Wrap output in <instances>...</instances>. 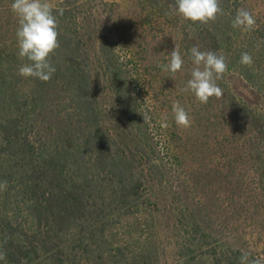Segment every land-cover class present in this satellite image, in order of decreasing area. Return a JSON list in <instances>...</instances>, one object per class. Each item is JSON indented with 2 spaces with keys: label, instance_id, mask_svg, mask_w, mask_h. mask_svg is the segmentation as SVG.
Here are the masks:
<instances>
[{
  "label": "trees",
  "instance_id": "obj_1",
  "mask_svg": "<svg viewBox=\"0 0 264 264\" xmlns=\"http://www.w3.org/2000/svg\"><path fill=\"white\" fill-rule=\"evenodd\" d=\"M12 2L0 0V264H157L115 238L139 219L169 234L176 264H264V243H240L264 235V0H220L208 24L185 21L175 0H50L60 47L47 82L18 74ZM241 8L252 31L232 27ZM175 45L173 76L159 65ZM194 46L228 62L207 104L182 91Z\"/></svg>",
  "mask_w": 264,
  "mask_h": 264
},
{
  "label": "clouds",
  "instance_id": "obj_2",
  "mask_svg": "<svg viewBox=\"0 0 264 264\" xmlns=\"http://www.w3.org/2000/svg\"><path fill=\"white\" fill-rule=\"evenodd\" d=\"M11 10L15 14L18 27L16 38L18 55L25 61L18 68V74L25 78L39 79L47 82L56 72L55 66L51 62V57L60 47L58 40L59 22L54 14L53 5L50 0H13ZM176 14L185 21L193 24H208L217 19L218 15H223L220 0H175L174 9ZM59 15L63 14L62 9L56 10ZM256 26V19L252 12L241 8L236 12L232 20V27L242 31H252ZM190 59L193 68L190 72V79L187 80L183 92H191L202 104H207L209 99H217L223 96V89L217 81L221 80L228 71V62L223 52L202 51L199 47H192ZM168 63L160 64L162 70L171 73L173 76L182 69L184 60L178 47L167 54ZM253 57L248 52L241 54L240 63L251 67ZM172 111L175 123L183 128L191 124L188 112L178 101L173 102ZM144 121L150 117L142 114ZM7 181H0V190L7 187ZM5 255L0 253V260H4ZM241 264H261L260 260L248 261L247 254L241 257Z\"/></svg>",
  "mask_w": 264,
  "mask_h": 264
},
{
  "label": "rangeland",
  "instance_id": "obj_3",
  "mask_svg": "<svg viewBox=\"0 0 264 264\" xmlns=\"http://www.w3.org/2000/svg\"><path fill=\"white\" fill-rule=\"evenodd\" d=\"M108 1L121 4L125 3V0ZM6 39L9 50L15 53L19 61L22 62L23 60H21L18 55L17 38L10 34ZM230 82L232 90L237 95L246 97L251 96L250 89L242 79L238 78L236 75H232ZM123 228H125V231L118 232L119 234H117L115 238L120 241L130 240V250L134 249L135 252L140 251L141 249L154 251V255L158 258L157 264H176L174 241L172 238H165L169 235L165 230L160 227L148 228L144 225L142 219L130 220L123 225ZM121 233L125 236L123 237ZM240 243L241 245H244V247L253 246L255 244L262 247L261 245L264 243V235L262 238H259L258 235H254V238H250V235L247 234L241 239Z\"/></svg>",
  "mask_w": 264,
  "mask_h": 264
}]
</instances>
